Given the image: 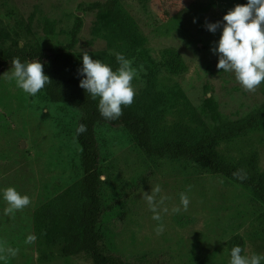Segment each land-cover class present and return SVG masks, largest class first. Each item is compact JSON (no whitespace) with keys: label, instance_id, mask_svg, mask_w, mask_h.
I'll list each match as a JSON object with an SVG mask.
<instances>
[{"label":"rangeland","instance_id":"374dc122","mask_svg":"<svg viewBox=\"0 0 264 264\" xmlns=\"http://www.w3.org/2000/svg\"><path fill=\"white\" fill-rule=\"evenodd\" d=\"M103 1L0 0V57L52 51L60 55V74L80 81L85 52L114 71L115 54L122 53L138 73L133 103L122 112L147 123L153 145L211 135L223 162L264 181V113L237 129L264 103V81L249 92L234 72L218 70L212 49L223 24L215 33L206 28L248 0H115L100 12L93 5ZM12 70V64L0 70V248L18 254L0 264H92L80 245L83 168L75 130L81 111L52 101L45 87L25 93L6 79ZM94 136L102 252L126 264H229L236 245L242 255L264 254V202L252 188L197 158L146 152L123 125L96 123ZM155 185L161 187L156 199L167 197L159 222L143 198ZM8 187L30 198L14 215L4 214ZM182 192L190 204L174 213ZM158 223L164 225L159 235ZM30 234L37 237L31 245ZM70 242L76 246L66 253Z\"/></svg>","mask_w":264,"mask_h":264},{"label":"clouds","instance_id":"9594fccd","mask_svg":"<svg viewBox=\"0 0 264 264\" xmlns=\"http://www.w3.org/2000/svg\"><path fill=\"white\" fill-rule=\"evenodd\" d=\"M195 22V21H194ZM223 24L222 33L216 46L212 49L219 55L216 65L218 70L234 72L236 80L249 92H254L264 81V0H248L247 4L236 5L224 16L223 21L215 23L206 22L208 31L215 33ZM116 60L119 67L114 71L110 65L104 64L100 60H94L87 52L82 55V67L78 69V74L83 78L79 86L85 90L88 97L93 100L98 99V111L101 117L107 120H116L123 115L122 105L131 106L136 92L132 81L138 75L137 70L132 67V61L122 53H116ZM12 71L5 73L6 79L15 80L16 86L25 93L35 96L46 84L52 81L43 71V64L38 60L31 62H21L16 57L13 58ZM87 132V126L83 123L76 128V134L80 135ZM238 179H246V174L242 170L234 173ZM101 179H106L101 177ZM191 191V185L188 186ZM161 192V187L155 185L151 193L145 192L143 198L148 203L152 211V219L159 222L162 220L161 211L167 212L164 201L167 197L157 195ZM3 198L7 203L4 209L5 215H14L16 211H22L29 206L30 198L21 195L13 187L4 190ZM190 204L189 196L180 193V205L172 209L174 213H180L183 209L187 211ZM156 233L162 234L164 225L158 223L155 228ZM37 237L28 235L26 244H34ZM244 249L240 246H233L230 251L229 264H262L264 254L253 253L246 255L242 253ZM0 260L15 257L18 249L0 248Z\"/></svg>","mask_w":264,"mask_h":264},{"label":"trees","instance_id":"16d2710c","mask_svg":"<svg viewBox=\"0 0 264 264\" xmlns=\"http://www.w3.org/2000/svg\"><path fill=\"white\" fill-rule=\"evenodd\" d=\"M115 0H105L94 3V7L100 12L109 11ZM79 23V22H78ZM78 25L75 27L77 30ZM18 57L21 61L28 58L38 59L43 64L44 73L50 77L52 83L46 84L45 89L52 101H62L76 106L81 111L76 128L83 123L87 126V132L77 135L76 139L81 147V164L83 176L81 178V194L84 200L81 204L80 222V245L89 254L92 264H126L119 256L106 254L100 250V234L96 229L99 217L100 199L98 153L97 142L94 136V125L102 122L112 126L123 125L132 134L138 146L146 152L163 155L170 154L173 157H189L201 160L211 170L221 173L233 181L252 188L259 199L264 202V181L258 176H249L246 179H238L234 173L240 171L223 162L215 153L214 137L206 135L196 142L188 143L184 140H165L159 145H153L150 139V128L147 123L131 113L123 112L116 120H107L101 117L98 105L91 97H88L84 89L79 86L78 80L66 79L60 74V55L52 51L38 50L29 53L10 51L0 57V70L11 64L13 58ZM264 103L257 111L250 112L246 120L238 126L239 131H244L263 115ZM242 174H245L242 172ZM75 241V239H74ZM76 246L75 242L68 243L64 251L70 253Z\"/></svg>","mask_w":264,"mask_h":264}]
</instances>
